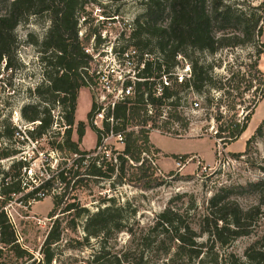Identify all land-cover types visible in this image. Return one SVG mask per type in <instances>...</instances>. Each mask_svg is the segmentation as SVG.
I'll return each mask as SVG.
<instances>
[{"label": "trees", "instance_id": "obj_1", "mask_svg": "<svg viewBox=\"0 0 264 264\" xmlns=\"http://www.w3.org/2000/svg\"><path fill=\"white\" fill-rule=\"evenodd\" d=\"M83 2L84 0H0V69L3 71L11 73L17 68L14 61L18 45L16 27L31 16H46L49 21L43 39L32 42L38 48L39 62L43 67V81L35 88L38 96H44L43 106L40 103L25 104L20 108V115L28 124L22 131L8 116L0 119V257L3 250L13 252L18 259L27 256L21 264L32 259V256L16 242L14 227L4 210L7 202L20 195V201L23 200L25 204H29L30 200L40 201L56 183L67 187L71 181L75 183L83 178L109 180L116 172L117 181L122 182L124 179L126 183H133L143 190L159 186L162 182L160 176H154L153 172H148V168H143L146 159L142 154L149 148V130L144 126L149 122L151 127L158 126L163 109H166L165 117L168 120L160 121V126L167 127L171 122H176L186 130L189 118L183 110L186 105L181 104V92L191 91L204 96L200 107L206 110V114L210 110L215 111L212 118L217 128L211 138L219 140L222 145L240 138L247 129L254 107L264 98V72L258 67L259 58L264 54V43L261 40L264 0L259 6H253L248 0H144L143 12L133 20L129 36L120 38L125 45H121L119 49L133 47L137 50L138 60L144 62L139 77L145 80L136 82L134 95L125 102L117 103L113 111L115 132L131 125L141 127L137 132H124V148L116 156L119 165L116 167L107 163L106 170H103L96 160H86L99 147V129L90 125L97 135L93 149H78V143L85 133L84 122L76 124L78 141L71 140L78 90L87 87L86 80L91 79L85 68L92 61V56L86 52V48L92 38L95 41L92 45L93 52L101 42L100 36L95 34L86 33L84 38L80 35ZM242 47L252 49L246 57L247 61L236 60L223 66V59L216 57L220 51ZM144 54L148 57L144 58ZM178 56L187 60L191 70L190 78L177 83V78L171 76V86L165 87L162 94L157 95L155 81L150 78H158L162 71L171 72L179 63ZM221 68L224 74L217 71ZM242 84L244 88L240 91ZM213 92H218L219 96H214ZM246 92H251L253 98L246 106L238 104L242 107V115L238 116L234 99ZM148 104L153 108L151 115L147 113ZM54 108H59V119L51 114ZM94 109V102L91 101L87 117L89 121ZM231 110L233 113L227 116L226 111ZM56 127L62 129L54 131ZM108 130L109 124L105 123L104 131ZM171 133L177 135L178 131L173 129ZM49 134L62 135L60 142H48L56 151L65 149L76 158L70 166L65 161L57 164L55 169L46 164L40 172L24 180L31 168L32 158L26 156L24 149L15 144L18 142L23 145L29 140L39 143L42 139L49 138ZM257 139L264 143V119L246 140L243 153H247L251 143H255ZM238 155L240 153L234 154ZM171 156L179 158L176 154ZM4 161L8 162L6 166H2ZM126 164L135 167L138 174L126 177ZM83 165H86V170L81 173ZM259 185L264 186V180L248 182L244 187L256 189ZM231 190L229 187L218 188L201 211L194 202H189L183 211L172 206L160 211L150 228L151 242L156 245L157 260L152 264H221L218 254L212 252V249L216 244L226 246L238 237L249 235L258 212L257 207L242 210L234 199L229 198ZM64 196L63 192L53 198L54 208L58 207ZM76 208L77 205L73 202L67 203L61 212L70 213ZM110 210V207H105L87 218L84 226L86 242L88 238L106 239L112 232L131 231L126 222L122 224L110 218ZM82 211L85 209L78 210L76 216ZM61 234L62 229L57 222L42 244L43 263L50 264L53 260L51 246L60 241ZM204 235L210 241L209 247L197 240ZM102 250L100 248L95 252V263L104 258ZM129 254L130 252L125 251L113 256L114 262L132 264ZM227 260V264H264V235L248 247L244 260L232 255ZM42 262L39 261L38 264ZM136 264H141V261H136Z\"/></svg>", "mask_w": 264, "mask_h": 264}, {"label": "rangeland", "instance_id": "obj_2", "mask_svg": "<svg viewBox=\"0 0 264 264\" xmlns=\"http://www.w3.org/2000/svg\"><path fill=\"white\" fill-rule=\"evenodd\" d=\"M143 1L84 0L80 19V35L82 34L83 38L86 33L100 36L101 42L97 45L95 54H105L104 52H107L109 48L117 50L121 45H125L120 38L125 39L129 36L133 20L143 12ZM248 1L253 6H259L262 2V0ZM48 26L49 21L46 16H31L26 22L20 23L15 29L18 45L14 61L17 68L11 73L0 69V119L8 116L17 128L23 129V126L28 125L20 115V108L23 105L40 103L41 107L43 106L44 96H38L35 91L38 84L43 81V67L39 62L38 48L32 42L41 41ZM261 40L264 43V24ZM93 42H95L93 38L90 39L88 48L91 51H93ZM251 52L250 47H242L220 51L216 57L223 59L224 66L236 60L247 61L246 57ZM178 62V65L170 70L171 72H182L188 63L182 56ZM94 66L95 64L92 63L91 68ZM258 67L264 72V54L259 58ZM217 71L225 73L223 68ZM243 88L242 84L240 91ZM213 94L217 96L219 93L213 92ZM180 96L183 100L181 104L186 105L183 110L189 118L187 129L180 128L176 122H171L167 127L160 126V121L168 120L165 117L167 113L163 112L164 117H161L157 123L158 126L153 127L156 131H149V148L142 154V157L146 159L143 168H148V172H153L154 176H160L162 182L159 186L143 190L133 183H126L124 179L122 182L117 181L116 172L109 180L83 178L79 182L71 181L67 187L56 183L40 201L30 200L29 204H25L23 200L20 201V195L5 204L6 212L11 214L22 235L23 240L20 246L32 256V259L26 262L27 264L42 262V244L51 227L57 222L60 223L62 234L60 241L51 246L54 258L50 264H117L113 256L125 251L130 252L129 259L132 264H136L139 260L141 264H152L157 260L156 245L151 242L150 228L156 215L167 206L183 211L189 202H194V205L201 211L208 198L220 187L232 188L229 198L234 199L242 210L251 207L258 208L249 235L238 237L226 246L220 247L216 244L212 249V252L218 254L221 264L228 263L229 255L240 260L245 259L248 247L264 235V186L259 185L256 189L244 187L248 182L264 180L263 141L257 139L255 143H251L249 151L243 153L246 140L264 119V98L254 107L247 129L240 138L230 144L222 145L219 140L211 138L217 128L212 118L215 111L210 110L209 114H206V110L201 107L191 108V101H196L198 98L201 106L204 96L191 91L181 92ZM252 98V93L246 92L234 99L236 110L239 112L238 116L242 115V107L238 104L246 106ZM91 101V92L87 87H81L78 90L74 113L75 124L71 130V140L77 142L76 124L77 122L85 123L83 139L78 143V149L81 151L95 147L97 135L87 119ZM232 113L231 110L226 111L225 114L230 116ZM51 114L55 119H59V108L51 110ZM60 129L62 128L56 127L54 131ZM173 129L178 131L177 135L171 133ZM53 135L49 134V138L42 139L38 144L30 141L23 145L18 142L15 144L24 149L26 156L32 158V173H27L24 180L40 172L47 166L46 164H50V167L55 169L61 161H65L68 166L73 163L75 155L65 149L56 151L48 143L61 141V134ZM115 146L119 147L115 149ZM123 148L122 145H115L114 142L107 143L101 148H96L95 152L89 155L90 159L86 160H96L103 170H106L107 163L117 167L119 160L116 156ZM237 153L240 155L234 156ZM172 154L183 157L181 160L183 162L177 165L179 159L173 158ZM103 161L104 164H102ZM7 164V161L2 162V166ZM85 170L86 165H83L80 171L84 173ZM125 173L128 177L131 174H138V171L135 167L126 164ZM63 192L65 193L64 198L58 207L54 208L53 198ZM71 202L77 205V208L70 213L61 212L65 204ZM105 207L111 208L110 218L122 224L126 222L130 225L131 231L112 232L106 239H102L103 237L88 238L86 242L84 226L87 218ZM80 209H85V211L76 216ZM44 223L45 226H43ZM193 226L197 228L196 225ZM197 240L208 247L210 245L205 235ZM100 248H103L104 260L101 259L95 263L93 257ZM26 258L27 256L18 259L13 252L3 250L0 262L21 264ZM42 264L45 263L42 262ZM119 264L128 263L121 261Z\"/></svg>", "mask_w": 264, "mask_h": 264}, {"label": "built area", "instance_id": "obj_3", "mask_svg": "<svg viewBox=\"0 0 264 264\" xmlns=\"http://www.w3.org/2000/svg\"><path fill=\"white\" fill-rule=\"evenodd\" d=\"M86 52L90 53L92 56V61L89 63V66L85 68L88 75L91 79H87V88L91 92V99L94 102L95 109L93 115L90 118V124L95 126L100 130V144L99 147L105 146L107 143L124 145V132L135 131L137 132L139 125L127 126L122 131L115 132L113 130V125L115 123L113 118L114 107L119 102H125L128 98L134 95L135 84L136 82H142L145 79L139 77V72L144 67L143 60H138V52L135 48H128L125 50H113L109 48L105 54L100 55L99 53L95 54L89 48H86ZM94 53V54H93ZM98 57H100L98 59ZM148 57L147 54H144V58ZM181 56H178L179 59ZM94 63V68H91V64ZM177 78V83H182L191 76L190 66L187 63L180 73L173 72H161L158 78H150V80L155 81L154 88L157 95H161L165 87H170L172 81L170 79ZM201 99V98H200ZM199 98L196 101H193L191 104L192 109L200 108ZM166 112V109H163ZM147 113L151 115L153 113V108L149 104L147 105ZM164 117V116H161ZM109 124V130L104 131V124ZM26 126H23V129ZM145 129L155 130L151 127V124L148 123L144 126ZM19 130H23L21 127H18ZM156 131V130H155ZM19 136V135H18ZM35 144H38L37 141H31ZM112 141V142H111ZM119 146H115V149ZM179 165L183 157L179 156ZM177 159V160H178ZM28 174L32 173L31 168L27 171ZM41 195V193H37ZM6 212V208H4ZM7 214L9 222L13 225L15 230L16 242L20 245L22 243V235L17 229L16 223L12 218L11 214ZM45 226V223L43 224Z\"/></svg>", "mask_w": 264, "mask_h": 264}, {"label": "crops", "instance_id": "obj_4", "mask_svg": "<svg viewBox=\"0 0 264 264\" xmlns=\"http://www.w3.org/2000/svg\"><path fill=\"white\" fill-rule=\"evenodd\" d=\"M83 139V138H82ZM96 142V141H95ZM158 147V146H157ZM159 149H161L160 147H158ZM162 150V149H161ZM195 152H197V151H195ZM167 153V152H166ZM193 153V152H192Z\"/></svg>", "mask_w": 264, "mask_h": 264}]
</instances>
